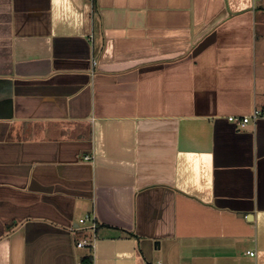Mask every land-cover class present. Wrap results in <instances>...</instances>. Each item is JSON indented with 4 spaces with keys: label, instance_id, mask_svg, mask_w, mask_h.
<instances>
[{
    "label": "crops",
    "instance_id": "crops-1",
    "mask_svg": "<svg viewBox=\"0 0 264 264\" xmlns=\"http://www.w3.org/2000/svg\"><path fill=\"white\" fill-rule=\"evenodd\" d=\"M97 2L0 0V264H264V0Z\"/></svg>",
    "mask_w": 264,
    "mask_h": 264
},
{
    "label": "built area",
    "instance_id": "built-area-1",
    "mask_svg": "<svg viewBox=\"0 0 264 264\" xmlns=\"http://www.w3.org/2000/svg\"><path fill=\"white\" fill-rule=\"evenodd\" d=\"M91 4L93 7V4L95 0H85ZM98 1V0H97ZM264 118V108H254L252 112L249 114L243 115V116H230L229 120L234 122L240 129L246 128L248 125L253 124L257 122L259 119ZM80 223H88L87 228L95 234L97 228H98V221L95 215L87 214L84 217L80 219ZM86 245H91V242L83 239L77 243L78 247H84ZM249 254L254 255V252H249ZM150 264H164L163 261H156L151 262Z\"/></svg>",
    "mask_w": 264,
    "mask_h": 264
},
{
    "label": "trees",
    "instance_id": "trees-1",
    "mask_svg": "<svg viewBox=\"0 0 264 264\" xmlns=\"http://www.w3.org/2000/svg\"><path fill=\"white\" fill-rule=\"evenodd\" d=\"M97 0H95L93 4V8L97 7ZM81 264H93V256L91 254H88L82 258Z\"/></svg>",
    "mask_w": 264,
    "mask_h": 264
}]
</instances>
